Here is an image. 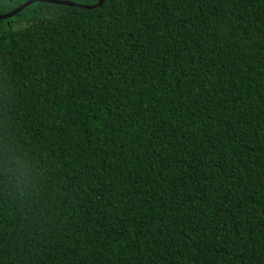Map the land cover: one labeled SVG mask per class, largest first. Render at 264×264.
<instances>
[{
	"label": "trees",
	"instance_id": "trees-1",
	"mask_svg": "<svg viewBox=\"0 0 264 264\" xmlns=\"http://www.w3.org/2000/svg\"><path fill=\"white\" fill-rule=\"evenodd\" d=\"M0 264H264V0L0 20Z\"/></svg>",
	"mask_w": 264,
	"mask_h": 264
},
{
	"label": "water",
	"instance_id": "water-1",
	"mask_svg": "<svg viewBox=\"0 0 264 264\" xmlns=\"http://www.w3.org/2000/svg\"><path fill=\"white\" fill-rule=\"evenodd\" d=\"M102 2H103V0H98L95 5H79V4H75L73 2L63 1V0H28V1L24 2L23 4H21L20 6L13 9L12 11L0 15V20L8 19V18L16 15L17 13H19L25 7H27L28 5H30L32 3H48V4H54V5H62V6H67V7H78V8H82V9L92 10L94 8L101 6Z\"/></svg>",
	"mask_w": 264,
	"mask_h": 264
},
{
	"label": "snow or ice",
	"instance_id": "snow-or-ice-1",
	"mask_svg": "<svg viewBox=\"0 0 264 264\" xmlns=\"http://www.w3.org/2000/svg\"><path fill=\"white\" fill-rule=\"evenodd\" d=\"M103 2H104V0H103ZM118 2H119V0H117V3ZM111 4H112V0H108L109 7H111ZM113 14L119 15L120 13L118 11H114ZM97 15L99 16V13ZM228 27H229V21L227 19H225L222 22L218 21L217 23L213 24L212 25V31L219 32V31H223V30L227 29Z\"/></svg>",
	"mask_w": 264,
	"mask_h": 264
}]
</instances>
